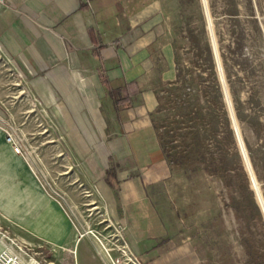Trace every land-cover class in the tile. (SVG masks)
Wrapping results in <instances>:
<instances>
[{"label": "rangeland", "instance_id": "rangeland-1", "mask_svg": "<svg viewBox=\"0 0 264 264\" xmlns=\"http://www.w3.org/2000/svg\"><path fill=\"white\" fill-rule=\"evenodd\" d=\"M154 3L157 38L141 88L154 108L146 119L130 113L121 124L104 106V120L94 128L105 136L95 138L98 152L86 157L63 136L61 98L33 89L0 54V222L51 264H112L111 257L132 264L123 248L139 264L111 223L98 184L112 180L107 165L130 160L108 150L127 132L125 124L138 132H149V125L166 156L156 183L161 214L175 232L204 264H264V0ZM219 70L256 184L237 145ZM69 122L76 132L77 115ZM80 122L82 132H92L89 122ZM4 130L21 139L19 159L3 145ZM52 219L65 225L60 242L31 233L34 225L47 234Z\"/></svg>", "mask_w": 264, "mask_h": 264}, {"label": "crops", "instance_id": "crops-1", "mask_svg": "<svg viewBox=\"0 0 264 264\" xmlns=\"http://www.w3.org/2000/svg\"><path fill=\"white\" fill-rule=\"evenodd\" d=\"M154 6V0H9L0 6V54L11 60L33 89H44L45 97L61 98L57 117L78 156L98 152L95 138L105 132H95L94 126L99 128L104 120V106H110L121 124L130 113L135 120L151 114L155 103L141 88L148 82L157 38ZM115 90L119 97L129 95L124 108L114 107ZM134 99L140 101L134 105ZM76 115L75 132L69 120ZM80 121L89 122L92 132H82ZM125 127L127 132H119L117 145L108 150L117 153V159L128 154L130 160L126 164L117 160L111 172L107 165L104 173L112 180L98 184L106 195L111 223L118 226L139 264H204L188 238L175 232L174 222L161 214L156 183L165 155L153 126L147 125L149 132H138L139 126L128 123ZM47 223V234L34 225L31 233L60 242L65 225L53 219Z\"/></svg>", "mask_w": 264, "mask_h": 264}, {"label": "built area", "instance_id": "built-area-1", "mask_svg": "<svg viewBox=\"0 0 264 264\" xmlns=\"http://www.w3.org/2000/svg\"><path fill=\"white\" fill-rule=\"evenodd\" d=\"M8 1L0 0V6H4ZM3 132L6 133L5 142L10 146L13 153L22 156L24 150L21 139L5 130ZM36 249L38 248L35 245L27 244L12 235L0 222V264H51L40 257V252L35 253L34 250ZM117 263L119 260H115L114 264Z\"/></svg>", "mask_w": 264, "mask_h": 264}, {"label": "water", "instance_id": "water-1", "mask_svg": "<svg viewBox=\"0 0 264 264\" xmlns=\"http://www.w3.org/2000/svg\"><path fill=\"white\" fill-rule=\"evenodd\" d=\"M211 48H212V43H211ZM212 52H213V55H214V58H215V61H216V65H217V67L219 69L220 65H219L217 50L215 49L216 55L214 53L213 48H212ZM216 57H217V59H216ZM219 75H220L221 84H222V88H223V92H224V98H225V103H226V106H227L228 116H229V119H230V122H231V126H232V128L234 130V133H235V136H236L237 145H238L240 154L242 156L245 169H246L251 181L253 182V184H256L254 176L252 174V170H251L248 158H247V155H246V152H245V149L243 147L242 140L240 138V135H239V132H238V129H237V124H236L235 117H234V114H233V111H232V108H231V105H230V102H229V98H228V95H227V92H226V88L223 85V76H222L220 70H219ZM260 198H261V195H260ZM259 206H260V204H259ZM260 208L262 210L261 206H260ZM262 213L264 215V211L263 210H262Z\"/></svg>", "mask_w": 264, "mask_h": 264}, {"label": "trees", "instance_id": "trees-1", "mask_svg": "<svg viewBox=\"0 0 264 264\" xmlns=\"http://www.w3.org/2000/svg\"><path fill=\"white\" fill-rule=\"evenodd\" d=\"M117 91L115 90L114 93H113V104H114V107L117 108V109H120V108H124L125 106H127V98L129 97V95L127 93L124 94V96L122 97H119L117 95ZM162 149H163V152H164V148L163 146L161 145ZM165 155V153H164ZM166 157V156H165ZM110 169H113L112 166Z\"/></svg>", "mask_w": 264, "mask_h": 264}, {"label": "bare ground", "instance_id": "bare-ground-1", "mask_svg": "<svg viewBox=\"0 0 264 264\" xmlns=\"http://www.w3.org/2000/svg\"><path fill=\"white\" fill-rule=\"evenodd\" d=\"M102 246H103V245H102ZM104 250L108 253V256H111V255L109 254L110 250H109V249L107 250V249L103 246V251H104ZM123 255L126 257V261H127V262L132 263V264H138L137 262H135V261L131 258V256L129 255L128 251H127L125 248H123ZM111 262H112V264L115 263V261H113L112 257H111Z\"/></svg>", "mask_w": 264, "mask_h": 264}]
</instances>
